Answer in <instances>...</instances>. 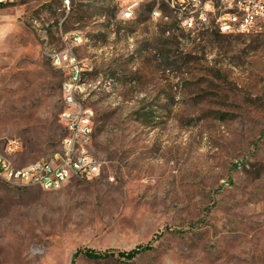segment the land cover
Segmentation results:
<instances>
[{
    "label": "rangeland",
    "instance_id": "obj_1",
    "mask_svg": "<svg viewBox=\"0 0 264 264\" xmlns=\"http://www.w3.org/2000/svg\"><path fill=\"white\" fill-rule=\"evenodd\" d=\"M237 1L213 0L212 26ZM126 4L0 0V150L19 139L21 165L61 150L68 49L96 86L83 103L102 163L57 189L0 179V264H264V22L193 33L173 2L128 19ZM149 241L131 260L73 261Z\"/></svg>",
    "mask_w": 264,
    "mask_h": 264
},
{
    "label": "built area",
    "instance_id": "obj_2",
    "mask_svg": "<svg viewBox=\"0 0 264 264\" xmlns=\"http://www.w3.org/2000/svg\"><path fill=\"white\" fill-rule=\"evenodd\" d=\"M125 1L127 4L123 9V17L132 18L135 8L142 0ZM167 1L173 2L174 8L182 11V14L186 13L183 24L193 33L212 28L227 34L249 33L264 22V1L238 0L231 9H239V16H228L227 10L215 17L213 26L211 17L216 13L213 0H207V5H200V0H188L193 5L188 10L184 5L186 0ZM156 11L160 9L155 8L152 13ZM54 62L63 70L69 71L62 87L66 104L60 112L65 126L61 150L49 159L21 165L14 160H7V153L16 154L22 148L21 141L14 138V145L4 146L0 150V178H8L9 183L50 190L62 187L73 178L94 179L101 173V161H93L86 153V145H92L95 135V111L83 103L90 90L96 87L83 78L88 65L68 49L55 52ZM83 158H90V165H83Z\"/></svg>",
    "mask_w": 264,
    "mask_h": 264
},
{
    "label": "trees",
    "instance_id": "obj_3",
    "mask_svg": "<svg viewBox=\"0 0 264 264\" xmlns=\"http://www.w3.org/2000/svg\"><path fill=\"white\" fill-rule=\"evenodd\" d=\"M205 1V0H204ZM168 32H171V29L167 30ZM218 34V32H214ZM152 241H149L146 244H140L136 247L130 249V250H114V249H105V250H97L94 248H84V249H78L74 256L73 261L79 256L84 255L90 259L100 260V259H108V258H114V257H124L126 259H134L142 252L152 249Z\"/></svg>",
    "mask_w": 264,
    "mask_h": 264
},
{
    "label": "bare ground",
    "instance_id": "obj_4",
    "mask_svg": "<svg viewBox=\"0 0 264 264\" xmlns=\"http://www.w3.org/2000/svg\"><path fill=\"white\" fill-rule=\"evenodd\" d=\"M259 1H264V0H259ZM200 5H207V0H200ZM156 13V12H155ZM228 16H239V9H230L228 11ZM74 56H77L76 54H74ZM64 102L66 104V96L64 95ZM9 146H12V145H9ZM89 147L90 145H86V153H87V156L88 157H91V159L93 161H96L89 153ZM7 160H11L7 157ZM83 165H90V158H83ZM2 180H5L7 182H9V179L8 178H0ZM57 188H60V187H57Z\"/></svg>",
    "mask_w": 264,
    "mask_h": 264
}]
</instances>
